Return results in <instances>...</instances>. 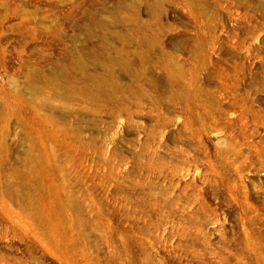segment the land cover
I'll use <instances>...</instances> for the list:
<instances>
[{
	"label": "rangeland",
	"instance_id": "rangeland-1",
	"mask_svg": "<svg viewBox=\"0 0 264 264\" xmlns=\"http://www.w3.org/2000/svg\"><path fill=\"white\" fill-rule=\"evenodd\" d=\"M0 264H264V0H0Z\"/></svg>",
	"mask_w": 264,
	"mask_h": 264
}]
</instances>
